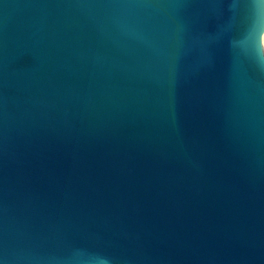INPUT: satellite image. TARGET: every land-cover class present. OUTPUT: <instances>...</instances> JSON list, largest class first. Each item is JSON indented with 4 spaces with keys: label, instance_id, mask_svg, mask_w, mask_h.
Segmentation results:
<instances>
[{
    "label": "water",
    "instance_id": "1",
    "mask_svg": "<svg viewBox=\"0 0 264 264\" xmlns=\"http://www.w3.org/2000/svg\"><path fill=\"white\" fill-rule=\"evenodd\" d=\"M264 0H0V264H264Z\"/></svg>",
    "mask_w": 264,
    "mask_h": 264
},
{
    "label": "rangeland",
    "instance_id": "2",
    "mask_svg": "<svg viewBox=\"0 0 264 264\" xmlns=\"http://www.w3.org/2000/svg\"><path fill=\"white\" fill-rule=\"evenodd\" d=\"M263 42H264V39H263Z\"/></svg>",
    "mask_w": 264,
    "mask_h": 264
}]
</instances>
